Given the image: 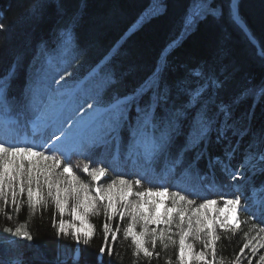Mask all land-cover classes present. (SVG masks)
I'll use <instances>...</instances> for the list:
<instances>
[{
    "label": "snow or ice",
    "instance_id": "snow-or-ice-1",
    "mask_svg": "<svg viewBox=\"0 0 264 264\" xmlns=\"http://www.w3.org/2000/svg\"><path fill=\"white\" fill-rule=\"evenodd\" d=\"M45 7L44 0H36L28 16L40 18ZM162 11L157 3L150 14ZM224 15L215 0H191L169 48L202 20ZM227 16L246 31L235 0ZM76 19L60 34L58 56L44 53L22 104L14 106L8 97L14 72L0 77V216L11 222L27 209L23 222L3 227L10 243L32 242L31 219L43 218L51 208L57 240L76 245L70 256L58 250L54 264H79L83 247H91L98 232L102 243L96 264H120L115 248L119 237L128 242L132 264H152L170 247L176 250V264H264V254L257 259L264 249V226L256 223H264V183L257 187L251 179L257 172L264 174V144L253 136L241 151L250 129L236 115L246 96L264 95V83L228 97L230 74L206 62L185 65L182 75L167 80V56L162 54L163 63L141 84L106 99L103 83L88 85L115 52L82 80L68 82V66L85 54L74 44L71 26ZM10 30L0 12L5 40ZM123 131L129 133L126 142ZM212 143L224 145L222 155L209 154ZM188 153L194 155L186 164ZM205 158L208 172L201 174L197 164ZM157 161H163L158 172ZM212 191L217 198H192ZM101 216L98 229L92 218ZM237 233H242L243 245L226 259L220 245ZM0 264H5L2 256ZM8 264L28 261L17 252ZM164 264H173L172 258L165 257Z\"/></svg>",
    "mask_w": 264,
    "mask_h": 264
},
{
    "label": "trees",
    "instance_id": "trees-1",
    "mask_svg": "<svg viewBox=\"0 0 264 264\" xmlns=\"http://www.w3.org/2000/svg\"><path fill=\"white\" fill-rule=\"evenodd\" d=\"M161 1L164 3L162 12L151 14L137 24L140 16L154 3L153 0H44L45 11L38 19L28 16V7L36 0H0V9L11 24L6 40L4 34H0V77L10 70L14 72L8 86L9 95L16 96L26 90L39 66L35 67V61L45 49L52 47L55 57L58 56L56 48L60 32L73 17L77 18L71 26L74 44L85 54L73 61L67 71L72 74L78 71V78L82 80L106 56L115 52L94 81L96 85L103 83V94L108 96L114 91L117 95L131 92L151 75L159 63H163L162 54L167 56V71L164 73L167 80L182 75L185 65L206 62L230 74L225 93L228 97L246 87L255 88L264 83V0L239 1L240 15L251 36L254 34L256 42L228 18L227 10L232 0H215V4L225 11L224 18L208 17L202 20L195 31L172 48L169 45L180 31L191 0ZM109 75L111 80L105 82V77ZM236 115L250 129L249 135L244 137L241 151L253 136L264 144V95L246 96L237 106ZM121 136L126 142L129 133L123 131ZM182 143L183 137L177 141V148ZM223 148L222 144L212 143L208 151L211 156L222 155ZM193 155L187 154L186 164L193 159ZM207 163V158L198 162L197 168L201 174L208 172ZM162 166L163 161H157L154 168L158 172ZM216 174L219 177L218 168ZM251 179L252 185L258 187L264 183V174L257 172ZM194 198L198 201L201 198H217V194L215 191L202 192L201 197ZM51 212L49 208L43 218L37 215L31 219L29 228L35 239L28 242V249L23 250L25 252L17 249L16 252L7 253L0 246V256L5 259V264H8V257L17 252L23 254L28 264H44V261L54 264L57 252L61 249L67 256L71 255L76 245L70 239L57 240L51 226ZM26 215L25 208L14 223L23 222ZM92 219L99 229L103 217ZM4 220L0 216V231L3 225L12 223L6 221L4 224ZM256 223L264 226L260 220ZM242 227L247 230V226ZM101 243L102 235L98 232L91 247H83L79 264H96ZM242 245L243 235L237 233L231 242L221 243L220 254L231 259ZM115 248L122 257L120 264H132L127 241L119 237ZM244 251L245 254L249 252L248 249ZM261 251L264 252V249ZM175 252L174 248H169L152 264H164L168 256L176 264ZM68 264H72L71 260H68Z\"/></svg>",
    "mask_w": 264,
    "mask_h": 264
},
{
    "label": "rangeland",
    "instance_id": "rangeland-1",
    "mask_svg": "<svg viewBox=\"0 0 264 264\" xmlns=\"http://www.w3.org/2000/svg\"><path fill=\"white\" fill-rule=\"evenodd\" d=\"M157 3H159V4H162L163 5V7H164V3L161 1V0H154V3L149 7V8H147V10H145V12L140 16V18H139V20L137 21V24H138V22H140L142 19H144V18H146V17H148L149 15H151L150 14V12H151V10H152V8L157 4ZM238 7H239V5H238ZM151 9V10H150ZM62 32V31H61ZM61 32H60V34H61ZM46 52V54L48 55V56H51L52 54H53V48L51 47V48H48V49H45L40 55H39V57H38V61H35V67H37L38 65H40V63H42L44 60H45V55H44V53ZM61 74H63V73H61ZM78 75H79V72L77 71V72H75V73H73L70 77H68V82L71 84V83H73V82H75V81H79V78H78ZM59 77H57V79H58ZM110 95L111 96H108L107 98H110V97H112V96H114V95H117V93H116V91H114V92H112V93H110ZM104 97L106 98V95H104ZM106 98V99H107ZM89 102H91V101H89ZM26 131V130H25ZM84 178H86V177H84ZM102 182H104V181H102ZM7 220L5 219L4 220V224H5V222H6ZM7 222H9V221H7ZM12 223H10V224H5V225H9V226H15V224L17 223H14L15 222V220L14 221H11ZM14 223V224H13ZM92 223H93V219H92ZM5 225H3L2 227H1V231H0V246L1 247H3L4 249H5V251L7 252V253H10V252H16V250L17 249H19V250H25V249H28V241H24V240H16L15 241V243L13 244V243H10V240L12 239V238H10L7 234H5L3 231H2V229H3V227L5 226ZM2 243H4V244H2ZM198 247V246H197ZM171 248V247H170ZM175 250V249H174ZM23 252H25V251H23ZM260 254H264V252H262L261 250H260V252H258V254H257V259H258V256L260 255ZM253 264H256V262H254Z\"/></svg>",
    "mask_w": 264,
    "mask_h": 264
},
{
    "label": "water",
    "instance_id": "water-1",
    "mask_svg": "<svg viewBox=\"0 0 264 264\" xmlns=\"http://www.w3.org/2000/svg\"><path fill=\"white\" fill-rule=\"evenodd\" d=\"M238 2H239V0H235V3H236L237 8H238V13H239ZM239 16H240V15H239ZM240 20H241V22L246 26V32L249 34L250 38L252 39L251 33H250L249 28L247 27L246 23L244 22V20H243L241 17H240ZM252 40H253L254 42H256L255 39H252Z\"/></svg>",
    "mask_w": 264,
    "mask_h": 264
},
{
    "label": "bare ground",
    "instance_id": "bare-ground-1",
    "mask_svg": "<svg viewBox=\"0 0 264 264\" xmlns=\"http://www.w3.org/2000/svg\"><path fill=\"white\" fill-rule=\"evenodd\" d=\"M154 1V0H153ZM240 1V0H239ZM238 5H239V2H238ZM151 10V9H150ZM239 15H240V12H239ZM240 17H241V15H240ZM242 18V17H241ZM248 27V26H247ZM250 31V30H249ZM251 32V31H250ZM252 34V33H251Z\"/></svg>",
    "mask_w": 264,
    "mask_h": 264
}]
</instances>
